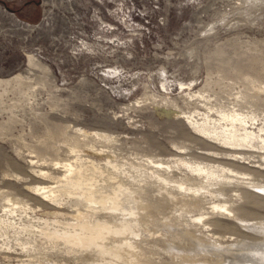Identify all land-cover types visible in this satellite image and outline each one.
I'll list each match as a JSON object with an SVG mask.
<instances>
[{
  "label": "rangeland",
  "instance_id": "374dc122",
  "mask_svg": "<svg viewBox=\"0 0 264 264\" xmlns=\"http://www.w3.org/2000/svg\"><path fill=\"white\" fill-rule=\"evenodd\" d=\"M128 195L142 228L111 204ZM256 245L264 0H0V264H224Z\"/></svg>",
  "mask_w": 264,
  "mask_h": 264
},
{
  "label": "bare ground",
  "instance_id": "6f19581e",
  "mask_svg": "<svg viewBox=\"0 0 264 264\" xmlns=\"http://www.w3.org/2000/svg\"><path fill=\"white\" fill-rule=\"evenodd\" d=\"M29 62L30 63H32V58H31V55H29ZM235 149V148H234ZM208 155V154H207ZM168 186V185H167ZM170 188V187H169ZM47 189H50L49 191H45V190H47ZM170 190V189H169ZM172 190V189H171ZM52 191H54L53 190V186H48V187H43V188H40L39 189V191H38V193H35V195H39L40 196V194L41 195H44V194H47V193H51ZM170 193H172V192H170ZM129 194H131V193H129ZM166 196V195H165ZM92 198V197H91ZM169 198V197H168ZM43 199H44V197H43ZM93 199V198H92ZM116 199V198H115ZM118 199V198H117ZM116 199V201L114 202L113 200L111 201V204L112 205H115L116 207H115V209L119 212V214H120V217L118 218L119 220H122L123 218V215L125 214V215H132L133 217H135V218H131V222H136V227H138V226H140L141 228H142V225L144 224V221H146L145 219H144V217L143 216H141L142 215V212L145 210V207H143V206H137V204H139L135 199H134V197L132 196V195H128L127 196V199H130L129 201V204H130V206L128 207V208H124V206L123 205H121L120 203V200H117ZM42 200V199H41ZM131 203H136V206L135 205H133V204H131ZM157 205V204H156ZM160 206V205H159ZM162 206V205H161ZM157 207V206H156ZM160 208V207H159ZM156 209V208H155ZM160 211H161V208L159 209ZM158 210V211H159ZM139 211V212H138ZM96 212V211H95ZM143 217V218H142ZM147 217V216H146ZM152 217V216H151ZM155 219V218H154ZM148 220V219H147ZM163 220V219H162ZM170 220V219H169ZM177 220V219H176ZM160 222H161V224L163 223V221H161V220H159ZM121 223H122V221H121ZM175 222V219L174 218H172L171 220H170V222H168V221H166L165 223H164V227H166V226H169V227H171V228H174V226L175 225H177V227H178V224ZM254 224V223H253ZM146 226H147V224H145ZM163 225V224H162ZM180 226V225H179ZM183 226H185V225H183ZM182 228V227H181ZM137 229V228H136ZM146 229V228H145ZM155 229H158V227L157 228H155ZM177 229V228H176ZM187 229V228H186ZM185 229V230H186ZM159 230V229H158ZM181 230V229H180ZM188 230V229H187ZM162 231H165V230H162ZM127 232H128V230L126 229H123V230H118V233H121V234H123V233H125V234H127ZM142 232V229L140 230V231H135V230H132V233L130 234V235H132L131 237H130V235H129V237L127 238V241H128V243H130V244H132V245H135V242L137 241V239H136V237H138L139 236V233H141ZM143 232H145V231H143ZM142 232V233H143ZM141 233V234H142ZM162 233V232H161ZM189 232H186V234H188ZM100 235V237L102 236V238L104 237V235L106 234V232H100L99 233ZM112 234V233H111ZM154 234V233H153ZM170 234V233H169ZM190 234V233H189ZM188 234V235H189ZM116 235H117V233H116ZM147 235V234H146ZM164 235V234H163ZM77 236H78V239L79 240H82V241H84V239H85V237H82V236H84L83 235V233H77ZM112 237V239L113 238H116L115 236H113V235H111ZM121 236V235H120ZM171 236V235H170ZM193 236V235H192ZM134 237V238H133ZM189 237V236H188ZM89 238H91L90 236H89ZM154 238V237H153ZM195 238V237H194ZM261 238V237H260ZM262 239V238H261ZM248 240V239H247ZM95 243H97L98 241L97 240H95L94 241ZM248 242V241H247ZM95 243H93V244H95ZM137 243V242H136ZM241 246V245H240ZM232 247V246H231ZM264 246H259V245H256V246H251L250 247V249L248 250V251H245V250H243L242 248H241V251L240 250H237L239 247H237V249H235L237 252H234V250H233V248H231L232 249V251L230 250V249H226V251L227 250H229V252H227L226 254L224 253L225 251H223V253L225 254H223L225 257H226V259H225V262H224V259L223 260H221L222 262H224V264H264V252L262 251V249H264L263 248ZM95 249H96V251H98V252H107L108 251V249H109V247H108V240H104V241H100L99 243H97L96 245H95ZM240 249V248H239ZM247 249V248H246ZM223 250H225V249H223ZM210 257V256H209ZM136 260H138L137 259V257H136ZM139 261V260H138ZM212 262V261H211ZM219 264V263H218ZM220 264H222V263H220Z\"/></svg>",
  "mask_w": 264,
  "mask_h": 264
}]
</instances>
